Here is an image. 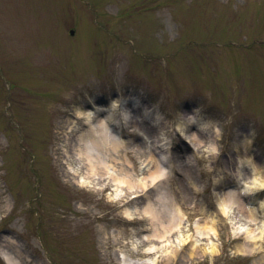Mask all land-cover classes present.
Masks as SVG:
<instances>
[{
	"label": "rangeland",
	"instance_id": "1",
	"mask_svg": "<svg viewBox=\"0 0 264 264\" xmlns=\"http://www.w3.org/2000/svg\"><path fill=\"white\" fill-rule=\"evenodd\" d=\"M83 102L118 118L128 106L145 125L115 129L135 176L149 150L163 164L148 196L171 194L184 213L174 251L146 252L148 221L123 212L133 202L80 184L59 128L85 124ZM244 140L264 169V0H0V246L17 264H264V241L239 252L250 242L215 200L264 193L237 183ZM204 217L217 250L200 254L178 240Z\"/></svg>",
	"mask_w": 264,
	"mask_h": 264
},
{
	"label": "bare ground",
	"instance_id": "2",
	"mask_svg": "<svg viewBox=\"0 0 264 264\" xmlns=\"http://www.w3.org/2000/svg\"><path fill=\"white\" fill-rule=\"evenodd\" d=\"M94 104V102H83L75 107V111L84 116L85 124L75 125L73 120L65 119L66 122L71 123L67 129L68 132L65 134L59 128L63 134L62 146L65 154L72 157L77 168L80 169V184H90L96 181L100 188L106 185L112 186L118 201L133 202V207H124L123 212L129 220L137 215L138 218L148 221L149 230L141 235L143 241L149 242L145 249L146 252L155 253L165 249L167 245H171L174 251L176 245L173 244L178 237H171L170 234L173 230L179 229L184 213L171 194L165 193V195L158 192L153 199L148 196L150 189L157 185V179L166 175L163 164L156 158V152L149 150L142 159V170L145 175L140 173L141 175L135 176L131 160L127 155L128 149L131 148L130 143L123 140L122 135L115 129V125H121L127 131L134 128L144 131L146 130L145 125L140 124L137 118L130 114L128 106L122 108L121 118H118L120 116L116 117L112 113L103 115L98 107H94ZM154 116L155 122L159 121L155 114ZM179 124L177 123L176 126ZM191 133H194L188 134L191 136V142L195 146H200L203 141L202 137L195 132ZM242 143L246 157L245 159L239 156L234 157V174L238 184L242 183L251 192H257L264 188V169L251 160L256 149L249 148V141L248 145L245 140ZM205 148L211 150L213 145L208 144ZM161 150L164 157L169 156L168 148ZM131 197L132 199L139 197L140 200H131L129 199ZM215 197L219 211L228 218L233 232L244 233L245 238L250 242L238 247V251L245 253L260 249L261 244L258 240L264 241V219L259 218L260 212L264 210V193L258 196L254 203L244 200L236 194L234 189L218 191ZM214 223L213 217L198 219L194 222L197 236L195 238L189 235L183 237L179 233L178 241L184 242L189 237L193 248L198 253L214 252L217 250L216 244L211 241V237L216 234ZM250 223H254L255 226H250ZM201 238L209 241L201 245ZM0 255L4 257L7 264H17L16 258L2 246H0Z\"/></svg>",
	"mask_w": 264,
	"mask_h": 264
}]
</instances>
